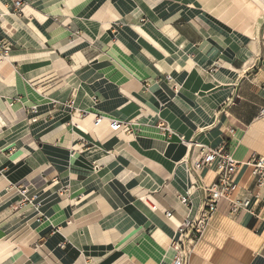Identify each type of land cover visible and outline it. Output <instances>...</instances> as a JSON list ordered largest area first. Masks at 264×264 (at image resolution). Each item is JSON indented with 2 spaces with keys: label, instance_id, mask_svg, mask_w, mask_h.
Here are the masks:
<instances>
[{
  "label": "crops",
  "instance_id": "obj_1",
  "mask_svg": "<svg viewBox=\"0 0 264 264\" xmlns=\"http://www.w3.org/2000/svg\"><path fill=\"white\" fill-rule=\"evenodd\" d=\"M22 1L0 0V264H173L223 145L250 204L221 200L187 264H264V0Z\"/></svg>",
  "mask_w": 264,
  "mask_h": 264
},
{
  "label": "built area",
  "instance_id": "obj_2",
  "mask_svg": "<svg viewBox=\"0 0 264 264\" xmlns=\"http://www.w3.org/2000/svg\"><path fill=\"white\" fill-rule=\"evenodd\" d=\"M24 7L22 0H15L13 13L21 16V9ZM12 45L7 39L0 35V62H6L10 58ZM259 118H264V107L259 111ZM102 122L99 117L95 120L98 126ZM111 127L114 131H119L126 127L119 121H112ZM204 157L194 163L195 170H202L217 163V181L210 187L206 188L205 208L202 217L196 221L186 219L178 228L179 239L172 243L175 251L173 264H187L188 256L191 254L193 247L201 238L210 216L217 210L218 203L225 199L228 200L231 207V213L238 214L249 207V198L240 199L236 197L239 190L235 182V177L243 165L238 162L227 150L226 146L219 149L203 148ZM253 169V175L257 179L258 188L264 185V157L253 155L246 163ZM23 195L26 191L22 192ZM24 203H31L32 200L24 196ZM184 205L189 204V197H181ZM37 207H40L38 205Z\"/></svg>",
  "mask_w": 264,
  "mask_h": 264
}]
</instances>
